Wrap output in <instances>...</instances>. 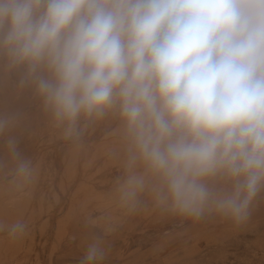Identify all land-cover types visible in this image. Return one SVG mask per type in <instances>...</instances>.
<instances>
[{"label":"clouds","instance_id":"9594fccd","mask_svg":"<svg viewBox=\"0 0 264 264\" xmlns=\"http://www.w3.org/2000/svg\"><path fill=\"white\" fill-rule=\"evenodd\" d=\"M40 98L79 143L119 117L126 142L117 204L199 222L245 223L264 192V0H0V74ZM0 113V172L20 186L36 169ZM23 220L0 221L10 239ZM94 235L79 264H103Z\"/></svg>","mask_w":264,"mask_h":264},{"label":"rangeland","instance_id":"374dc122","mask_svg":"<svg viewBox=\"0 0 264 264\" xmlns=\"http://www.w3.org/2000/svg\"><path fill=\"white\" fill-rule=\"evenodd\" d=\"M6 89L12 94L11 113L19 117L10 134L17 138L21 155L34 162L36 177L20 186L9 172H0V221L29 225L19 239L0 232V264H54L62 248L78 238L77 223L102 221L106 208L114 205L97 191L114 190L123 173V126L118 116L110 115L89 125L82 141L73 143L53 125L34 90L14 85ZM95 214L100 217L91 220ZM186 264H264V239L236 238L226 246L204 249Z\"/></svg>","mask_w":264,"mask_h":264},{"label":"crops","instance_id":"0c3cea01","mask_svg":"<svg viewBox=\"0 0 264 264\" xmlns=\"http://www.w3.org/2000/svg\"><path fill=\"white\" fill-rule=\"evenodd\" d=\"M19 75V71L0 74V113H11L12 94L6 88L18 86ZM97 193L114 205L106 208L102 221L77 223L78 238L62 248L54 264H79L94 235L102 236L105 242L103 264H186L196 261L204 249L226 246L236 238L264 239V192L252 206L250 218L240 225L219 217L193 222L163 213L154 208L147 192L142 197V207L135 212L117 204L114 190L100 189ZM99 217L95 214L91 220Z\"/></svg>","mask_w":264,"mask_h":264}]
</instances>
